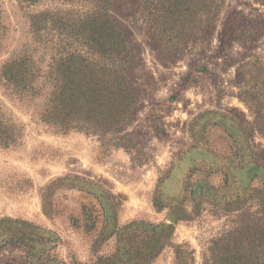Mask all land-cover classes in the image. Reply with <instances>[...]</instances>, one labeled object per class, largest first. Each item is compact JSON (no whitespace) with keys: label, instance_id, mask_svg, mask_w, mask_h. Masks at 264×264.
<instances>
[{"label":"rangeland","instance_id":"1","mask_svg":"<svg viewBox=\"0 0 264 264\" xmlns=\"http://www.w3.org/2000/svg\"><path fill=\"white\" fill-rule=\"evenodd\" d=\"M220 1L212 24L168 59L142 0H124L114 16L134 43L139 107L120 133L103 134L42 119L52 64L89 56L72 32L90 2L0 0V134L14 124L18 136L0 145V264H176L178 251L211 264L219 239L264 235V4ZM40 15L53 22L36 35ZM10 60L38 69L36 97L6 86ZM157 242V258L138 259Z\"/></svg>","mask_w":264,"mask_h":264},{"label":"trees","instance_id":"2","mask_svg":"<svg viewBox=\"0 0 264 264\" xmlns=\"http://www.w3.org/2000/svg\"><path fill=\"white\" fill-rule=\"evenodd\" d=\"M37 3L40 0H19ZM91 10L86 21H79L77 33L72 38L88 46L89 56L72 52L61 54L60 61L52 64L45 81L49 84L48 103L42 119L53 127L69 131L75 127L90 130L99 124L103 134L120 133L130 125L138 112L139 98L132 82L135 68L134 43L114 14L124 5V0H87ZM264 4V0L260 1ZM150 16L151 40L168 59L174 58L181 46L192 36L209 27L221 7L220 0H142ZM45 15L32 19V32L36 35L50 31ZM52 28V26H51ZM53 29V28H52ZM51 29V30H52ZM70 37V36H68ZM160 54V55H161ZM97 60H105L98 62ZM28 60H10L2 68L6 86L20 98H33L38 94L40 75ZM14 124L5 140L0 134V145L9 146L17 141ZM172 230V225H162L161 232ZM159 229L154 236H160ZM151 254L138 259L153 260L162 251L160 242ZM224 250L221 256H212L211 264H264V235L244 240L230 234L214 242ZM194 253L177 252L176 264H194ZM206 264H209L207 262Z\"/></svg>","mask_w":264,"mask_h":264}]
</instances>
